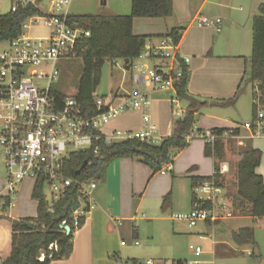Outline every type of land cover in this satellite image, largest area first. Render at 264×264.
<instances>
[{
  "label": "built area",
  "instance_id": "1",
  "mask_svg": "<svg viewBox=\"0 0 264 264\" xmlns=\"http://www.w3.org/2000/svg\"><path fill=\"white\" fill-rule=\"evenodd\" d=\"M72 1L49 0L50 11L46 12L43 0H20L22 5L30 4L40 13L24 22L20 37L0 44V155L3 157L7 179V195H0V215L16 207L14 197L18 192L17 186L26 180H32L35 185L43 184V193L50 211H53L55 203L65 197L71 188L78 189V204L74 207L77 210H74L73 217L77 227L78 218L86 216L97 206L93 198L97 181L67 177L66 163L71 155L89 150L98 153L97 144L101 141L111 144L138 140L142 143L159 144L162 139L154 124L137 133L115 131L105 134L104 128L122 113L150 105V93L142 92V88L154 87L153 90L174 92L172 102L178 108L176 88L183 71L178 60L180 57L177 46L170 39L164 38L159 44L148 42L137 59L139 63L135 67L141 74L134 77L135 87L131 94L124 96L119 102L112 97L97 98L95 106L98 114L93 117L85 116L75 96L66 95L60 107V101L52 89V84L60 78L59 63L76 58L84 39L90 37L88 31L77 24H70L68 9ZM16 10L17 6L12 11ZM196 23L200 28L213 27L220 32L222 19L199 16ZM33 25L48 28V35L29 37L25 30ZM3 44L6 46L3 47ZM141 60L159 63L151 71ZM42 81H47L46 87L37 85V82ZM254 109V119L243 128L251 133L252 138L264 137V94L257 87ZM237 130L239 129L229 130L222 136L212 130H193L186 141L190 144L199 138L213 145L217 140H240V130L239 135H235ZM172 170L171 163H168L160 173L166 174ZM227 172L228 164H223L219 173ZM195 189L207 197L198 198L196 195L194 210L174 219L186 222L190 228H195L200 222L215 223L223 219L218 207H226L221 198L220 202L217 199V194L223 188L217 187L214 182H205ZM81 202L86 203L84 208L81 207ZM64 225H68L67 221L62 223ZM135 244L139 245L138 242ZM53 247L54 245L50 248ZM190 249L196 256L203 253L199 246H191ZM43 259L44 256L40 260ZM116 259L118 264H123L120 259Z\"/></svg>",
  "mask_w": 264,
  "mask_h": 264
},
{
  "label": "trees",
  "instance_id": "2",
  "mask_svg": "<svg viewBox=\"0 0 264 264\" xmlns=\"http://www.w3.org/2000/svg\"><path fill=\"white\" fill-rule=\"evenodd\" d=\"M39 10L32 5L17 3V10L0 16V44L17 39L23 34L24 22L39 14ZM174 14L173 0H131L129 15H70V24H77L90 33L84 39L77 58L83 61V73L79 81L78 92L75 98L83 108L86 117L98 114L96 92L101 82L102 69L106 60L125 61L126 68H132L134 62L140 57L147 43L152 37L137 36L134 34L135 19H167ZM184 29L172 28L162 38L170 39L178 46ZM183 75L177 84V99L185 103L187 111L182 118L174 122L172 136L163 138L159 144L142 143L130 140L107 144L101 141L97 144L99 150L81 151L71 155L66 163V175L77 180L101 181L109 164L118 158H134L151 168L154 174L160 173L164 165L171 163L174 150H184L189 146L186 138L194 130L196 114L206 104L190 95L188 86L190 70L183 60L178 58ZM245 80V76L242 83ZM241 83V84H242ZM247 83L256 87L264 94V4L258 8V14L253 19V51L250 59L249 79ZM241 85L233 100L219 103L229 106L235 103ZM60 101V107L66 95L54 92ZM255 117V109L253 111ZM218 136H222L228 129H213ZM239 135V130L235 132ZM205 155L215 160V174L211 177L192 178V189L205 182H214L217 187L224 188L223 181H219V165L226 156V146L223 140H217L213 145L206 143ZM262 161V152L248 149L237 165L238 191L235 198V210L238 216H250L256 219L264 218V180L256 170ZM85 162L87 168L78 175V171ZM78 189L71 188L69 193L57 201L53 211L48 208L43 193V184L35 185L33 199L38 202L37 217L23 218L12 222V251L3 264H52L55 261L68 259L73 253L74 234L81 229L86 216L79 217L78 226L74 225V207L78 204ZM196 200L193 192L192 206ZM171 202V194L164 200V208ZM247 204L250 208L247 209ZM236 205L239 209H236ZM210 205L208 204V207ZM88 211L87 209L85 210ZM64 221L71 228V234L60 229ZM237 245L256 246L253 229L243 228L233 234ZM54 245L51 249L50 247ZM44 259L41 261V257ZM113 258H117L113 256ZM132 264H142L138 260H131ZM175 264H186L177 261Z\"/></svg>",
  "mask_w": 264,
  "mask_h": 264
},
{
  "label": "crops",
  "instance_id": "3",
  "mask_svg": "<svg viewBox=\"0 0 264 264\" xmlns=\"http://www.w3.org/2000/svg\"><path fill=\"white\" fill-rule=\"evenodd\" d=\"M173 1L174 17L167 19H147L144 20L145 22H141L143 20L135 19L133 30L134 34L137 36L152 37L153 39L149 42L157 44L156 42L159 43L162 39H164L162 37L166 36L172 28L184 29L181 42L177 46V53L180 59L184 61L190 70L191 77L188 86L190 95L196 97L201 102L206 103L204 105V108L206 109H213L214 107L227 108L229 106H233L234 104L222 106L219 105V103L230 101L235 98L238 88L246 75L245 64L242 62V59H245V57L242 55L240 51L241 48L237 42L232 40L233 36H225V34L226 32L237 29L242 31L244 30L245 26L249 23H246L245 25V23L242 22L243 13H246V18L249 22H251L253 32V19L258 14V8L261 4H264V1L243 0L236 2V0H195L194 3L192 0ZM104 5H107L106 1H104ZM234 12L242 13V16H234ZM199 16L222 19L221 31L218 32L217 29L213 27L200 28L196 23V18ZM176 18L177 20H175ZM141 26L148 28V32L150 33H147L148 35H141L138 31L136 32L135 30L137 28L140 29ZM153 94L155 95V93L153 92L151 94L152 98L154 96ZM111 97L114 98L116 102H119L124 96L115 93L111 94L109 98ZM171 98L173 99L175 97ZM172 99L171 102H169L171 106L170 108L176 116H179L182 110L179 104L178 108L177 106H174ZM151 100L152 102L150 101L151 103L148 107L143 106L139 109L122 113L118 118L111 121L104 128V133L111 134L115 131L137 133L146 130L148 125L154 124L150 120V107L157 104V109H161L163 111L165 104L168 103L166 100L161 99V97H156ZM186 111L187 110L183 111V115H185ZM200 111L196 114V118L200 115ZM168 112L169 110H167V115ZM163 113L165 114L164 111ZM206 117L209 121H211V124L207 125V129H204L205 127H197V131L204 132L205 130L213 129H239L240 140H237L239 146L247 150L255 149L262 152V161L256 172L258 175L262 176L264 180V137L252 138L251 133L243 128L244 126H240L239 124L234 126L231 125L230 127L229 125L224 126L220 125V122H223L222 119L214 117L211 114L206 115ZM140 118L143 119L144 125L142 123L140 124ZM166 118L167 127L165 129V133L162 135L159 134L158 126L154 124L157 127V134L161 139L172 136L174 132V122H171L167 116ZM230 123L231 122H229V124ZM202 143L204 156L206 158H210L205 155L206 142L203 141ZM210 159L214 162L213 174L210 176L203 175L200 170H197L198 167L196 165L187 167L188 170L185 169L187 170V178L190 180L191 188L193 177L202 178L214 176L215 160L213 158ZM173 162L174 160L172 163ZM107 168L105 176L101 180L103 182L102 186H98L93 192V198L95 197L94 200L96 201L97 206L86 215V222L84 226L75 233L73 240V253L68 259L55 261L52 264H118L117 259L113 258V256H116L123 262L126 258L123 254L124 248L127 247L128 243L122 241V238H130V236H132L134 240H137L140 237L138 230H128L130 224L136 220L135 213L132 212L131 208V199L137 194H141L145 197L149 193V188L154 187L152 194H158V196L163 198V210L172 204V202H170L167 207L164 208L165 198L169 194L172 195L171 190L164 196L166 190H169L166 184H164L163 188H161L162 191H159V193L157 192L159 184H157L156 179L158 174L164 176L167 173L154 174L150 167L141 163L139 160H134V158L129 157L115 159ZM172 172L175 173L176 169L172 170L170 173ZM181 172L182 171L177 174H182ZM29 181L31 180H26L20 185L22 189L18 190L16 195L20 194V191L21 193L24 192V184ZM145 181H147V184L145 188L141 189L140 186ZM6 184L7 179L5 165L4 161L0 160L1 196L7 195ZM33 193L34 190L31 194L32 198ZM20 199L22 201H27L28 195L19 196V200ZM18 208L19 207L16 205L14 209L18 210ZM12 211L13 209L7 210L4 214L0 215V264L4 263L12 251V222L26 218L21 215V208L17 212L18 214L16 216H13ZM230 219L235 222L247 221L250 219L256 220V218L250 216H239L228 218L224 221H230ZM173 220L180 221L175 220L174 218ZM258 220H264V218ZM224 221L222 220L221 222L217 221L215 223H207L210 226L215 225L219 228L220 224ZM234 225L235 223L231 222L230 227H232V229H230V240L227 236H221L219 238L220 240L213 241V253L221 258L237 257L243 260V262L246 261V263L242 264H249V261L246 260L247 258H244V251H242L245 246L237 245L234 241L233 234L243 228H252L239 226L234 227ZM189 229L194 228L189 227ZM122 243H125V245H122ZM133 244L136 245L135 241ZM246 246L252 247V251L248 252L250 258L256 257L257 255H259L258 258L262 256L257 242L256 246ZM191 253L196 259H199L204 255L203 252L200 256H196L192 250ZM131 260H138L141 262L137 258H128L126 263L132 264ZM263 260L264 259L260 260V264H264ZM149 261H151L152 264H164L162 261ZM177 261H184L188 264L187 260H183L181 258L174 260L173 264ZM147 262L141 263L147 264ZM194 262L201 264L199 261Z\"/></svg>",
  "mask_w": 264,
  "mask_h": 264
},
{
  "label": "rangeland",
  "instance_id": "4",
  "mask_svg": "<svg viewBox=\"0 0 264 264\" xmlns=\"http://www.w3.org/2000/svg\"><path fill=\"white\" fill-rule=\"evenodd\" d=\"M19 1L20 0H0V16L11 13ZM22 1L25 2L26 0ZM48 1L49 0H43V4L45 5L44 10L46 12L50 11V4ZM104 1L107 2V5H104ZM238 1L243 0H236V2ZM192 2L194 3L195 0H192ZM68 12L70 15L74 16L129 15L131 12V0H73ZM234 14V16H242V13L239 12H234ZM174 16L175 15L172 17ZM138 20H143L141 22H145L144 20L147 19L139 18ZM175 20H177V18ZM242 22H244L245 25L249 23L245 26L243 31L237 29L226 32L225 34V36H233L232 40L237 42L241 48L240 51L242 55L245 57V59H242V62L245 64L246 75L244 82L241 84L239 95L234 105L227 108L214 107L213 109H206L203 106L200 115L196 118L194 125L195 131H197V127H205L204 129H207V125L211 124V121L206 117V115L209 114L222 119L223 122H220V125H229V127L236 124L245 126L254 119V88L251 84L247 83L249 79L250 59L253 51V32L252 24L246 18V13H243ZM135 31H138L141 35H148L147 33H150L148 32V28L144 26H141L140 29L137 28ZM48 33L49 29L43 25H33L31 28L25 30V34L32 38L46 37ZM156 43L159 44L158 42ZM2 46L5 47L6 44ZM141 62L147 65L151 71H153L155 64L159 63L158 61L149 60H141ZM138 63L139 60H136L132 68L127 69L125 61L122 59L106 60L102 69L101 82L96 92L97 98H109L111 94L115 93L121 96L131 94L135 87L134 77L141 74L140 70L135 67ZM59 70L60 78L52 84L53 91L67 96H75L78 92L79 81L83 73L82 59L76 57L63 60L59 63ZM37 85L46 87L47 81L37 82ZM153 88L154 87L147 89L142 88L140 90L150 93L149 100L151 102V99L156 97H161V99L168 102L163 109L165 114L161 109H157V104L154 106L152 105V107H150L151 110L149 109V114L151 116L150 120L158 126L159 134L162 135L165 133L167 127L166 116L171 122H175L179 118H182L184 116L183 111L186 110V104L178 102L182 111L179 116H176L169 104L172 99L171 97H175L174 92L153 90ZM153 92L155 95L153 94L154 96L152 98L151 94ZM167 110H169L168 115ZM229 122L231 123L229 124ZM141 123L144 125L142 118H140V124ZM203 141L204 140L198 138L193 140L191 145L189 144L184 150H174L172 152V160H174V162H171V165L173 170L176 169V172L167 173L164 176L158 174L156 179L157 184H159L157 192L159 193V191H162L161 188H163L164 184H166L169 189L166 190L164 196L172 190V204L168 208L162 209L163 198L158 196V194H152L154 187L149 188V193L145 197L141 194H137L131 199V208L132 212L135 213L136 220L130 224L128 230H138L140 237L137 240H134L132 236H130V238H122V241L128 243L123 252L126 256L125 260H123V264H130L126 263L128 258H137L142 263H146L149 260L162 261L164 264H173L174 260L180 258L187 260L188 263L199 261L201 264L246 263V261L243 262V260L237 257L221 258L213 253V241L220 240L219 238L221 236H227L229 240L231 239V222L235 223L234 227H250L255 231V240L260 247L262 256L258 258L259 255H257L256 257L250 258L248 252L252 251V247L245 246L242 251H244V258H247L246 260L249 261V264H260V260L264 259V220L250 219L247 221L235 222L230 219V221H224L228 218L239 217L238 211L235 210V198L238 191L237 165L242 160L247 149L240 147L236 139L224 141L226 156L224 161L218 162L219 169H221L223 164H228V172L225 174L219 173V181H223L224 188L220 194H217L218 202L222 199L226 207L225 209L221 206L218 207V212L220 211L221 217L223 218L218 222L222 220L224 222L220 224L219 228L215 225H208V223L211 222H200L194 229H189L187 223L173 220V218L178 215H188L194 210L191 204L193 192L198 198L207 197V195L200 193L196 189L193 190L190 180L187 178V167H192L194 165L198 167L197 170H200L203 175L210 176L213 174L214 162L212 159L204 156L202 149ZM0 160L3 161L2 155H0ZM180 171H182V174H177ZM102 183V181H98L97 187H101ZM146 184L147 181L143 182L140 186L141 189L145 188ZM20 189H22V187L20 185L17 186L16 190L18 191ZM33 190L34 182L31 180L24 184V192L21 193L20 191V194L14 197V202L19 208L18 210L13 209V216L18 214L17 212L20 208L22 209L21 215L26 218H35L37 216V202L31 195ZM26 194L28 195L27 201L19 200V196H24ZM85 206L86 203L81 202V207L84 208ZM249 208L250 205L247 204V209ZM236 209H239L237 205ZM134 241H137L140 245H134ZM191 246L201 247L204 255L199 259L194 258L190 250Z\"/></svg>",
  "mask_w": 264,
  "mask_h": 264
},
{
  "label": "water",
  "instance_id": "5",
  "mask_svg": "<svg viewBox=\"0 0 264 264\" xmlns=\"http://www.w3.org/2000/svg\"><path fill=\"white\" fill-rule=\"evenodd\" d=\"M87 166H88V162H85L82 168L78 171V175H80L87 168ZM74 210L76 211L77 207L74 208ZM60 229L64 231L67 234V236L71 234V228L68 225H64V226L61 225Z\"/></svg>",
  "mask_w": 264,
  "mask_h": 264
}]
</instances>
